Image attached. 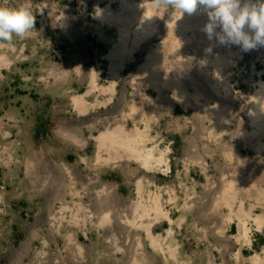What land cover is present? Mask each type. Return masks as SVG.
Masks as SVG:
<instances>
[{
  "label": "rangeland",
  "instance_id": "obj_1",
  "mask_svg": "<svg viewBox=\"0 0 264 264\" xmlns=\"http://www.w3.org/2000/svg\"><path fill=\"white\" fill-rule=\"evenodd\" d=\"M27 2L29 0H0V6L15 8ZM135 2L140 5L152 4V0ZM108 4V0H30L31 11L36 18L34 30L23 38L14 36L11 43L0 41V264H77V261L72 263L69 259L74 248V255L79 253L73 241L67 239V234H76L77 242L83 246L82 254L88 259V263L84 264L128 262V255L116 251L107 237L106 229L97 231L90 221L79 228L69 223L73 221L71 211L76 209L74 204L82 203L90 209L92 200L104 188L108 190L104 193L110 191L112 196L116 194L124 199V208L136 200L133 190L135 176L125 177L115 164L94 168L82 161L94 159L96 145L92 135H98L96 128L104 129L107 125L114 127L125 120L128 128L133 127V121L130 118L122 119V114L127 115L131 106L138 103L131 81L133 74L144 66L143 61L149 52V49L144 51L138 48L133 52L135 61L124 62L113 93L92 89L90 78L93 74L100 86L108 88L112 83L111 63L107 57L111 50L110 40L117 36V27L103 23L97 17L98 9ZM118 4L112 3L114 12L119 8ZM155 10L159 13L163 10L166 19L169 13L175 12L163 6ZM175 17L172 15V20L175 26H179L181 23L175 21ZM184 17H188L187 14L183 15L182 23L192 19V25L183 30L186 36L182 34L180 37L186 40L175 41L179 45L174 48L183 54L194 49L197 54L191 60L187 59L185 70L180 71H187L184 73L188 74L186 79L197 77L205 84L212 80L211 86H215L216 75L219 79L224 78L218 88L229 86L227 93L234 103L231 112L227 113L231 121L221 126L224 132L219 130L217 135L211 137L210 133L214 130L212 119L207 114L204 117V113H198L194 103L188 107L177 102L172 105V92H168L169 96H163L160 90L158 93L151 87L145 91L153 100L152 103L145 102V105H152L154 110L145 108L144 111L149 116H159L151 120L149 135L160 150H170V170L165 174L155 172L154 183L158 188L168 185L175 187L180 197L188 189L195 192L196 198L192 212L180 226H175L180 254L173 263L182 260L188 264H252L250 258L256 253L264 257V233L253 222L247 226L250 243L240 245L236 241L239 235L236 220L224 224L225 237L221 240L212 237L214 225L202 216L212 211V207H207L209 204L206 207L203 205L212 183H218V178L227 174L225 165L233 170L238 168V175L243 178L251 176L257 186L264 188V135L259 137L261 146L257 140L251 144L243 138L245 133L259 132L256 124H252L249 112L253 109L251 97L264 83V47L243 52L234 45H219L215 40L209 41L201 31L207 21L206 14L198 13L188 19ZM151 23H154L153 19ZM184 26L181 25V28ZM181 31L173 30L177 33L174 36ZM159 42L154 43L157 45ZM209 47L212 48L210 54L205 51ZM177 49L169 52V48H166L167 56L173 52L172 60H176ZM169 62L170 68L177 66ZM214 63L219 66L217 69ZM145 70L155 74L153 65ZM170 72L172 76H177L173 68ZM161 76L158 75L156 80ZM82 95H87L88 106L98 103L93 108L89 106L85 115L76 110L71 100L73 96ZM199 96L206 99L203 94ZM219 99L210 100L209 105L214 107ZM113 110L117 113L112 114ZM92 118L95 121H86ZM73 124L84 129L83 135L87 140L84 148L65 137L62 128L72 129ZM144 127L143 123L140 124L142 130ZM154 141L146 142V146L152 147ZM230 153L234 155L232 161L228 158ZM198 159H204L210 168L208 173L194 162ZM191 161L193 164H190ZM62 164L66 165L67 170L61 169ZM133 166L137 167L134 163ZM58 167L66 177L65 185L70 181V176L76 177L78 172L95 178L91 181L77 178L80 198L75 200L74 196L68 194L63 197L65 185L61 184L60 176L56 173ZM48 183H52V191L43 188L44 185L49 188ZM152 189L155 190L154 187ZM62 199L67 205H62ZM241 199L246 210H252L256 215L263 214L264 206L258 205L255 197L244 195ZM254 204L256 206L251 208ZM67 206L74 209H66ZM216 212L219 216L229 213V210L221 207ZM173 217L178 219V209L173 210ZM215 226L218 229L220 225ZM167 229L168 221L155 227L158 234H163ZM227 238L228 243L225 242ZM238 252L241 258L236 262L234 255ZM156 258V264H164L160 256Z\"/></svg>",
  "mask_w": 264,
  "mask_h": 264
},
{
  "label": "bare ground",
  "instance_id": "obj_2",
  "mask_svg": "<svg viewBox=\"0 0 264 264\" xmlns=\"http://www.w3.org/2000/svg\"><path fill=\"white\" fill-rule=\"evenodd\" d=\"M108 1L109 4L107 6L105 5V8H99V10H102V15L97 17L102 19L103 23H108L110 26L117 27V36L115 39L111 38L110 40L111 50L107 57L111 63L110 74L112 83L108 88L100 86L98 82H96L95 74H93L90 78L92 89L99 88V90L101 89L104 92L113 93L116 80L124 68V62L129 63L135 61L133 52L138 48L143 49L144 51L149 49V52L143 61L144 66L139 68L140 71L133 74V79L131 81V85L134 87L135 97H138V103L136 106H131L127 115H125V113L124 115L122 114V119L130 118L133 121V127L128 128L125 120L114 127H108L107 125L106 128L103 127L104 129L96 128L99 131V133H97L98 135H92L96 145L94 159L91 161L82 159V161L86 162L88 166L94 168L115 164L116 168H121L125 177L127 176L130 178L135 176L136 180L133 184V190L135 191L136 200L131 201V205L128 208H124V205L126 204L124 199L119 198L116 194H113L112 196L110 191L104 193L108 190L107 188H102L103 191L99 194L97 193L98 196L94 198L91 205H89L90 209L82 203H75V210H72L74 208H71L70 206L66 207V209L72 210L73 221H70L69 223L74 225L75 228H79L84 225L86 221H90L91 225H93L97 231H103L106 229L108 234L107 237L112 241L116 251L128 255L127 264H156V257L159 256L164 264H174L173 262L177 260L180 254V248L175 239V226H180V224L186 219L187 215L194 209L196 202V198L194 197L195 192H191L187 189L184 190L185 192L183 196L180 197L175 187L168 185L158 188L154 183L156 177V174H154L155 172L165 174L170 170V162L168 158L170 150H160L155 143L154 138L149 135L151 130V120H156L159 116H149L144 111L145 108L151 111L154 110L152 105L150 107L149 105H145V102H153V100L145 94V91L147 87H151L152 89L157 90L158 93H160V90V95L163 96H169L168 92H172L173 100L175 101H170L171 98L169 99L172 105L177 102L185 104V106L188 107L194 103L198 113H204V117L205 114H207L209 116L207 117L212 119L211 121L214 130L212 129L213 131L210 133L211 137L217 135L219 130V132L223 133L224 129L221 126L231 121L227 113L231 112L234 100L231 99L230 94L227 93L230 91L229 86L221 87L220 85L221 88H218V84L224 78L219 79L216 75V77H214L216 81L215 86H211L212 80L205 84L204 80L201 81L197 77L186 79L188 74L186 75L184 73L187 71L184 73L180 71L185 70V61L189 58L191 60V58L197 54V50L194 51V49H191L189 52L185 51V54H183V52H180L181 50L179 51V49L174 48L179 45V43H176L175 41L181 42L182 40H186L180 37L183 34V30L186 29L187 26L192 25V19L182 23L183 16L180 18L181 14L178 11H175L174 14L169 13L166 19V17L163 16V14H165L164 11L162 10V12L159 13L158 10H155L157 8L151 3L140 5L137 4L135 0ZM114 2L119 3V8L115 12L112 9V3ZM171 14L176 16L175 21L178 20L181 23L179 26H175ZM184 18L188 19L192 17L188 16ZM151 19H153L154 23H151ZM136 23L137 25H134ZM181 25L185 26L181 28ZM176 29H182L178 36H174L177 33L173 32V30ZM182 36H186V34L184 33ZM158 40H160V42L155 45L154 42ZM141 46L142 48H140ZM166 48H169V52L171 50L175 52L177 49V52L175 53V56L177 57L176 60H172L173 52L171 53V56H167L168 51H166ZM168 60L172 61V64L174 63L177 65L175 66L176 68L172 67L173 71L177 74L175 77L170 74V69L172 70V68H170V62ZM152 65L155 74H149L146 70L144 71V69H147ZM217 66V63H214L216 69ZM160 74H162V76L156 80ZM160 81L162 84H160ZM190 89L193 91H190ZM219 89H224L225 92L219 91ZM124 91L125 93L127 92L126 87H124ZM125 93H123L124 96ZM201 94L205 95L206 99L203 100V96H199ZM86 96L87 95L73 96L71 99L73 106L83 115L88 112L89 106L93 108L98 105V103H96L88 106V102H86L85 99ZM124 96L123 100H125ZM216 97L220 99L218 101L216 100V103L214 102V107H211L209 102ZM262 98H264V83H262L260 88L251 97L253 109L249 112L250 117L253 119L252 124H256L259 132L256 134H243L245 141L251 142L252 144L257 140L260 146L262 143L259 137L264 135V99ZM111 113L116 114L117 112H114L113 110ZM86 121L91 122L95 121V119H87ZM142 123L145 126L144 130L140 128V124ZM92 128L95 129V127ZM62 129L65 131V137L68 141L73 142L74 144H77L78 147L82 148L87 145V140L83 135L84 129L82 127L73 124L72 129H67L66 127ZM153 141L154 144L151 143L153 146L148 148L146 142ZM233 156L234 155L230 153L228 158H234ZM194 162L201 167L202 171H205L206 173L210 171V168L206 165L204 159H200L199 161L194 160ZM133 163L136 164L137 167H134ZM190 164H193V161H191ZM60 168L61 167H58L56 173L59 174L58 176H60L61 184L64 186L66 183V177H64L61 169L67 170V167L64 164L63 168ZM237 169L233 170L231 166L225 165L224 171H227L228 175H221L218 178V183H212V186H210L211 189L206 196L207 200L203 205L206 207V204H209L210 206L207 207H212V211L207 214L204 213V216H201L205 217L210 224L214 225L211 229L212 231L210 230L212 237L221 240L225 237L224 224H229L236 220L239 228V235L236 237V241L237 243H240V245H244L245 243H250V238L247 234L249 230L247 227L249 222H253L257 228L264 233V210L261 215L253 214L252 210H246V208H244V202L241 198L244 195H249L251 198L255 197L258 205L260 204L264 206V188H262V186H257L253 177L248 176L243 178V176L238 175L237 173H239V170ZM77 178L81 181H91L95 177L84 176L80 172L76 174V177L70 176V181L65 185V189H63V197L68 194L74 196L75 200L77 197L80 198L81 193L77 188L79 185ZM51 179L52 178H50V180ZM262 179L264 180V178ZM55 182L56 181H52V183ZM259 182L262 183L261 181ZM52 183H48L49 188H46L45 185L43 188L47 189V191H52L50 189V187L53 188ZM216 185H218L217 188ZM153 187L155 190L152 189ZM82 188L85 190L86 186L83 184ZM50 198L51 197H49V199ZM129 199L130 198H128L127 201ZM77 201L80 202L79 199ZM61 202L63 206L67 205L65 199H62ZM255 206L256 205L254 204L251 208ZM221 207L227 208L229 213H221V215L218 216L216 211ZM174 209H178V219L173 217ZM113 211L115 212V215L113 214ZM200 214L202 213L200 212ZM164 221L169 222V229L163 234H158L155 227L158 223ZM215 224H219L223 227L219 226L217 229ZM67 239L73 241V244L79 253L78 255H74V248L73 252H70L72 255L71 258L69 256L70 261L72 263L77 261V264L88 263V259L82 254L83 246L79 245V242L76 240V234H67ZM225 242H230L229 238L225 239ZM240 254L241 253L238 252L234 255L236 262L240 260ZM250 261L252 264H264V257L256 253L250 258ZM176 264L188 263L186 261L178 260Z\"/></svg>",
  "mask_w": 264,
  "mask_h": 264
},
{
  "label": "clouds",
  "instance_id": "obj_3",
  "mask_svg": "<svg viewBox=\"0 0 264 264\" xmlns=\"http://www.w3.org/2000/svg\"><path fill=\"white\" fill-rule=\"evenodd\" d=\"M152 4L178 11L181 17L206 14L201 31L219 45H234L243 52L264 47V0H152ZM35 23L30 0L15 8L0 6V41L11 43L14 36L25 37ZM205 51L210 54L212 48Z\"/></svg>",
  "mask_w": 264,
  "mask_h": 264
}]
</instances>
